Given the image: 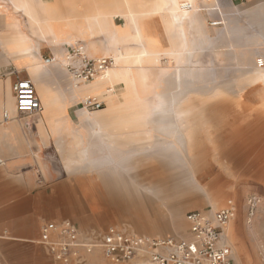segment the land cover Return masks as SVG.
I'll return each instance as SVG.
<instances>
[{"label": "crops", "instance_id": "1", "mask_svg": "<svg viewBox=\"0 0 264 264\" xmlns=\"http://www.w3.org/2000/svg\"><path fill=\"white\" fill-rule=\"evenodd\" d=\"M183 2H189L192 9L182 11ZM252 3L255 12L251 9ZM253 20L261 21L263 32L251 39L246 31L252 27ZM213 21L221 23L211 25ZM220 40L225 42L224 48H219ZM76 41L84 44L93 57H114L145 49L152 56L159 55V62L132 64V88L126 96L128 106L122 108L118 101L115 105L119 108L113 107L114 104L110 107L116 100L115 92L124 86L122 81L114 83L115 92L110 94L105 93L107 87L112 86L110 78L76 88L61 66L44 62L48 55L63 58L69 45ZM244 46H253L249 49L253 52L244 53L247 50ZM176 49L183 54L179 62H173L174 67H202L205 64L201 62L202 54L210 51L218 59L213 65L219 66L223 81L245 78L247 73L257 69V57L264 59V0H0V235L6 237L8 243L25 244L28 238L26 217H12L11 213L29 209L38 173L52 185L43 192L53 198L45 201L42 210L58 213L59 202L54 198L60 190L68 195L77 185L90 206L108 205L105 215L118 213L121 219L125 218L124 208L115 205L122 204L120 197L135 198L136 195L123 184V174L128 169L132 172L133 165L138 164V147L149 148L155 157L156 142L171 139L167 134L171 124L169 113H164L163 120L158 121V115L149 110L142 113L150 116L149 122L140 129L120 123L121 117L139 109L132 105L136 94L148 101L146 106L160 100L161 93L156 87L172 75L167 68L166 54ZM219 51H229V54L220 56ZM18 78L34 83L42 110L31 114L17 112L14 84ZM87 92L105 98L106 105L94 113L87 110L91 115L84 118L80 102ZM185 96L186 91H179L176 98ZM163 98L170 99L169 93ZM214 109L213 113H217L220 108ZM5 111L10 115L8 120L4 119ZM47 117L54 122L50 123ZM74 119L76 123H67ZM263 122L264 115L252 114L248 124L228 141L236 143L242 133ZM263 142L264 127L240 149H247L245 155L256 154ZM182 144L172 148H182ZM58 160L65 173L61 181H58ZM34 163L35 167L23 171L24 166ZM155 189L160 187L148 182L138 186L139 192L153 193ZM131 204L128 206H133ZM96 207L93 209L97 210ZM206 210L211 212L209 208ZM174 218L178 226L174 229L186 232L181 228L185 225L182 212ZM191 236L188 223V236L176 237ZM232 259L237 264L233 255Z\"/></svg>", "mask_w": 264, "mask_h": 264}, {"label": "rangeland", "instance_id": "2", "mask_svg": "<svg viewBox=\"0 0 264 264\" xmlns=\"http://www.w3.org/2000/svg\"><path fill=\"white\" fill-rule=\"evenodd\" d=\"M254 5L251 4L253 11L256 10ZM251 23L252 27L246 31V34L253 39L263 32V28L260 20H253ZM219 45V48H224L226 44L220 40ZM252 47L244 46L247 48L244 53H252L253 51L249 50ZM201 62L205 63L203 66L208 67L211 63H217L218 59L212 52L204 51ZM236 101L237 99L232 96L228 105ZM224 105L218 99L209 104L202 103L192 111L202 109L213 113L214 107H219L220 111ZM96 111L90 110L93 113ZM77 114L74 116H78ZM215 118L214 125L203 128L200 136L195 134L196 142L192 152L186 151L185 146L179 149L172 148L177 142L173 138L164 143L160 140L154 147L155 157L140 158L138 164L133 165L132 172L129 169L124 172L123 184L125 183L129 192L136 195L134 198L136 202L131 206V211L122 212L126 216L122 219L118 213L105 215L104 209L108 205L100 206L97 203L90 206L87 196L77 185L73 190L68 191V195L62 194L60 190L59 195L54 198L59 202L58 213L42 210L45 201L53 198L52 195H43L44 191L52 188V185L47 184L38 173L34 193L29 198V209L11 213L12 217H26L28 238L24 241L25 244L17 241L8 243L9 240L0 235V264H148L143 257L113 263L104 258L100 250L87 255V261L84 263H79L77 260L70 263L59 262L41 243V227L45 222L59 217L78 222L83 237L97 238L110 226L150 237L188 236V223L185 219L187 211L208 208L215 210L224 205L229 198L237 204V213L233 219V236L230 240L227 237V243L231 247L236 263L264 264V145L262 144L256 154L245 155L247 149H240L260 133L264 122L259 125L260 127L256 126L257 128L242 133L237 142L233 143L228 139L235 134V128L228 127L222 124L218 117ZM244 119L242 123L248 117ZM161 150L163 153L160 154ZM35 166V163L31 166L26 165L23 171ZM58 170V181H61L65 173L59 160ZM146 182L160 187L157 189L160 193L157 195L147 191L139 192V184ZM64 191L66 192V189ZM252 194H256L260 199L254 214L250 213L248 206V199ZM64 199L66 201H63ZM129 199L124 201L127 203ZM127 205L117 204L115 207L128 209ZM95 207L97 210L93 209ZM179 212H182L185 223L181 228L186 229V232L174 229L178 228L174 223V215L179 216ZM135 215L140 217L133 219L132 216Z\"/></svg>", "mask_w": 264, "mask_h": 264}, {"label": "built area", "instance_id": "3", "mask_svg": "<svg viewBox=\"0 0 264 264\" xmlns=\"http://www.w3.org/2000/svg\"><path fill=\"white\" fill-rule=\"evenodd\" d=\"M183 7L191 9L189 2ZM213 21L211 25H218ZM46 64H60L68 73L74 85L88 84L105 78L115 65L113 56L93 57L80 42L69 45L63 58L55 55L44 57ZM258 64L263 66L262 60ZM16 110L19 114H31L42 110L34 83L30 79L18 78L14 84ZM108 86L106 94L114 93ZM86 110H100L106 99L96 95H84L80 102ZM8 111L4 119L8 120ZM260 199L256 194L248 199L249 211L255 213ZM237 204L229 198L220 208L211 210L192 209L185 217L189 223L191 238L176 236L150 237L134 233L116 226H110L97 238L83 237L76 221L65 218L62 221H47L41 227V243L55 260L70 263L87 261V255L100 250L102 256L113 263L130 261L143 257L148 264H235L232 250L225 240L226 225L236 216Z\"/></svg>", "mask_w": 264, "mask_h": 264}, {"label": "bare ground", "instance_id": "4", "mask_svg": "<svg viewBox=\"0 0 264 264\" xmlns=\"http://www.w3.org/2000/svg\"><path fill=\"white\" fill-rule=\"evenodd\" d=\"M183 4L184 3L180 5V9L182 11H189L190 9L183 7L182 6ZM21 53L25 54L26 52H21ZM182 54L183 51L178 49L167 52L168 61H169L167 68L171 71L172 75L169 76L167 79L162 80L156 87V90H158L161 93L159 95L160 100L158 102H155L153 106L152 105L146 106L144 104L148 103V101H143V99L140 98V95L136 94L137 98L133 101L132 105L137 106L139 109L135 110L136 112L133 114L125 115L121 117L122 121L120 123L128 124L133 127L136 126L140 129L145 127L150 119V116L148 117L147 115L146 116L142 115L144 111L146 110L154 111L156 115H158V117L156 116L158 118V121L163 120L164 113H169L170 114L169 122L171 126L167 134H169L171 138L177 140V142L175 141L176 142L175 145H178V143L181 144L183 143L182 145L185 146L184 149H186V151L188 152H192V149L194 148L193 145L196 142L195 134H198L200 136L203 128L205 127L207 128L211 125H214L216 120L215 117H218L219 118L218 120L222 124L231 127L233 129L235 128L234 130L236 131L235 132L236 134L237 131H239L240 129L245 127V125L248 124V122L252 118V114L257 113V115L259 114L264 115V68H263L264 65L260 66L258 64L259 59L262 60V62L264 63V59L262 57H257V60L255 59L257 61V66L259 68L257 67V69H254L253 71L247 73L245 78L236 77L233 80L225 82L223 81V74L218 69L219 66L213 65L214 63H211V65L208 67H205L203 65L202 67H199L197 65H192L187 67H176V66L174 67L173 62L174 61L176 63L179 62L181 60L180 56ZM186 54L188 55L190 53H186ZM225 54H229V51L227 53L226 52L223 53L219 51L218 53V55L220 56H225ZM114 57L116 58L117 63H115V65L108 71L107 76L105 78H99L96 81L99 80L106 81L108 78H110L112 82L111 84L112 86L114 85V83L122 81L124 86L122 88L120 87L121 89L119 92H115L116 100L110 103L109 105L111 107V105L114 104L113 107H117L115 103L120 101L122 104L121 106L123 108V107H127L129 104L126 103L128 100L126 96L127 94L130 93V90L132 88L130 84V74L132 68L131 65L134 63L140 64L146 62L157 64L159 62L158 60L159 55L152 56L151 53H148L147 50L140 49L135 52L120 53L119 55H116ZM58 65L61 66L59 63ZM226 68L228 67L226 66ZM196 84L201 86V88L199 86L198 88H194ZM74 87L79 88L80 85L77 86L74 85ZM113 88L115 89L114 86ZM144 89L145 88H142V90ZM179 91H186V96L177 99L176 95ZM167 92L170 95V99L163 98V96L167 94ZM86 94L96 95L92 92L91 93L87 92L84 93L83 96ZM232 96L235 97L237 101L235 103H232L231 105H228L230 101V97ZM218 99L219 101L222 102V104L224 103L225 105L217 113H209L202 109L192 111L195 107H200L202 103L209 104L216 100L218 101ZM82 111L84 113L83 116L84 118L90 117L91 114L89 111L84 109H82ZM245 117H248V119L244 122L245 123L244 124L242 123V121L245 120L244 119ZM47 119L50 123L54 122V119H51L50 117H47ZM75 119L78 120L77 118ZM75 119L73 121L69 120L67 121V123H71V122L76 123L77 121ZM62 121L63 120L59 122ZM141 137H146V136H138V138ZM133 138H129V139H133ZM185 142L188 144L184 145ZM137 150L139 151V155H137L138 160L140 158L154 157V155H152V153L149 151V148L138 147ZM165 150L166 148L164 149V151ZM179 151L180 150H178V152ZM147 191L149 192V190ZM153 193L158 195L160 191L155 189ZM127 198L130 199L126 203L124 199L126 200ZM119 200L123 205L131 204V203H132L131 205H135L136 202V200H134L133 197H129V196L120 197ZM128 207H129L128 209L124 208L125 212L132 210L130 205ZM139 217L140 216L137 215L132 216L133 219H138ZM233 219L224 228L226 232L225 240H226V235L229 240L232 239L233 229H234ZM226 242L228 241L226 240Z\"/></svg>", "mask_w": 264, "mask_h": 264}]
</instances>
